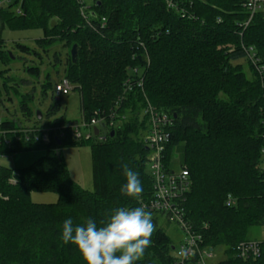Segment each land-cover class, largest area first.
<instances>
[{
  "label": "trees",
  "instance_id": "16d2710c",
  "mask_svg": "<svg viewBox=\"0 0 264 264\" xmlns=\"http://www.w3.org/2000/svg\"><path fill=\"white\" fill-rule=\"evenodd\" d=\"M245 1L10 0L0 6V86L13 90L25 121L34 118L33 127L51 129L47 144L12 139L0 145V155L45 150L26 168L0 167V264H84L76 247L61 240L65 219L82 224L93 218L99 225L112 209L141 207L152 198L147 104L172 121L163 166L167 172L187 166L190 186L183 209L192 230L204 245L223 249L217 264H264V241H255L261 245L257 258L240 259L235 252L238 244L251 241V229L264 226V12L244 27ZM4 26L41 30L34 43L44 52L57 42L69 50L77 46L75 62L66 58L63 79L79 93L82 121L102 117L100 128L109 129L104 141L91 146L92 192L71 181L59 153L64 140L83 144L91 138L77 140L71 122L52 119L55 100L45 123L38 120L31 108L34 95L5 82L4 68L14 53L1 38ZM12 47L22 57L41 60L33 48ZM25 72L37 80L39 65ZM128 79H141L142 86L125 92ZM55 84L47 75L41 96L51 91L54 99ZM0 126L15 129L9 119ZM177 152L181 164L174 170ZM124 166L137 172L143 187L135 197L121 192ZM31 192L55 193L57 201L34 204ZM228 195L235 200L229 207ZM150 218L151 244L136 264H171L174 246L156 225L160 217Z\"/></svg>",
  "mask_w": 264,
  "mask_h": 264
},
{
  "label": "rangeland",
  "instance_id": "374dc122",
  "mask_svg": "<svg viewBox=\"0 0 264 264\" xmlns=\"http://www.w3.org/2000/svg\"><path fill=\"white\" fill-rule=\"evenodd\" d=\"M2 1V6H6L10 0ZM1 38L4 41L6 49L14 53V56L11 58V63L7 68H4L7 69L8 72L6 71L4 73L3 78L9 85L18 87L20 92L34 95V99L31 104L33 113L36 111V113L39 112L42 114L41 119L43 121V118H45V112L48 108L53 106L55 102H58V111L52 119L63 117L68 122H71L72 125L77 124L78 126H81L82 117L80 111V98L77 90H71L66 96L55 95V97L53 96L54 99L52 98L51 91L47 93L46 97L41 96V85L47 75L50 77L52 84L56 82L59 83L64 80L63 69L65 67L66 58L70 55L71 49H66L62 44H60V42H57L50 48L46 47V52H44L40 46L34 43L36 40L42 38V31L39 29L11 30L7 26H4L1 30ZM14 43H19L35 49V51H37V53L41 56V60H38L36 56L22 57L12 47ZM44 46L45 45H42V47ZM56 55L59 57V62H56ZM30 65H39L40 75L37 80L32 79L25 72V69H27ZM17 103L18 99L15 97L13 90L6 92L3 87L0 86V120L9 119L13 121L15 126L14 130L34 126V118L25 121L20 116ZM128 115L127 110L123 112L121 117L122 121L126 120ZM42 121L40 123L41 125L45 123V121H43L44 123ZM99 130V136L92 135L90 142L76 144L72 139L70 141L64 140L65 142L59 150L71 181L87 192L93 191L91 146L99 143L100 141H104L103 138H105V134L109 131V129L103 128H100ZM79 132L82 136L89 134V131L82 127H80ZM179 154L180 152H177V155L172 156V168L174 170H177L178 166L181 164V156ZM44 156V149H31L29 151L18 152L13 155H0V167L7 169H23ZM181 165L182 168H187L185 164ZM30 199L34 204H54L57 201V195L52 192H31ZM157 224L158 228L162 229V231L170 239L172 245L177 248L182 239L181 229L175 223L170 221L168 222L162 217L158 219L156 225ZM247 238L251 241H264V226L251 229ZM222 251L223 249L221 248L215 249L217 258L211 261L212 264H217L219 261L223 260L224 256Z\"/></svg>",
  "mask_w": 264,
  "mask_h": 264
},
{
  "label": "built area",
  "instance_id": "2783aa9c",
  "mask_svg": "<svg viewBox=\"0 0 264 264\" xmlns=\"http://www.w3.org/2000/svg\"><path fill=\"white\" fill-rule=\"evenodd\" d=\"M2 2L0 0V6ZM244 8L249 12V18L244 23V27H246L255 13L258 11L264 12V0H246ZM131 85L141 87L142 80L140 79L135 83L130 79L126 80L125 92L130 91ZM71 90L72 88L66 80L54 85V93L56 96H66ZM144 113L149 118V131L145 138V143L150 149L147 163L151 176L153 177V194L152 198L147 203H143L141 207L149 215H158L159 217L165 218V220L175 223L181 229L182 239L177 248L175 246L173 247L171 264H212L211 261L217 258L215 250L203 244L201 236L192 230L184 218L183 205L186 201V195L190 186L188 170L182 168L177 171L167 172L163 166V152L171 139L168 129L172 125V121L167 115L156 112L149 104H147ZM105 121L104 118L97 117L89 122L82 121L81 126L73 124L70 126V129L75 139L88 140L94 135V128L103 127ZM108 126L111 127L112 123H109ZM80 127L87 129L89 134L82 136L79 132ZM50 130L37 126L19 130H7L2 129L0 126V145H10L12 139L16 142H40L47 144L50 141ZM234 202L235 200L228 195L226 206H232ZM262 223L264 225V218ZM235 252L240 259L257 258L261 253V245L255 241L242 242L237 245Z\"/></svg>",
  "mask_w": 264,
  "mask_h": 264
},
{
  "label": "clouds",
  "instance_id": "9594fccd",
  "mask_svg": "<svg viewBox=\"0 0 264 264\" xmlns=\"http://www.w3.org/2000/svg\"><path fill=\"white\" fill-rule=\"evenodd\" d=\"M124 176L122 193L135 197L143 191L137 172L124 166ZM153 230L143 207H118L99 225L93 218L82 224L65 219L60 237L63 243L76 247L84 264H136L150 246Z\"/></svg>",
  "mask_w": 264,
  "mask_h": 264
},
{
  "label": "water",
  "instance_id": "95a60500",
  "mask_svg": "<svg viewBox=\"0 0 264 264\" xmlns=\"http://www.w3.org/2000/svg\"><path fill=\"white\" fill-rule=\"evenodd\" d=\"M51 26L52 27L54 26V21L51 22ZM76 55H77V46L76 45H73L72 48H71V50H70V57H71L72 63L75 62ZM36 114H37V119L40 120L41 119V114L39 112H37ZM93 133H94V136L97 135V133H98L97 128H94ZM110 134L112 136L113 135V132H111ZM57 145H60V142L59 141H57Z\"/></svg>",
  "mask_w": 264,
  "mask_h": 264
}]
</instances>
